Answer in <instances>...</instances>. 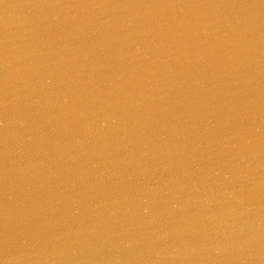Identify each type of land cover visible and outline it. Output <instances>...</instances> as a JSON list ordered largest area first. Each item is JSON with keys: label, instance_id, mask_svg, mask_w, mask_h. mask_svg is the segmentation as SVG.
I'll list each match as a JSON object with an SVG mask.
<instances>
[{"label": "water", "instance_id": "water-1", "mask_svg": "<svg viewBox=\"0 0 264 264\" xmlns=\"http://www.w3.org/2000/svg\"><path fill=\"white\" fill-rule=\"evenodd\" d=\"M0 264H264V0H0Z\"/></svg>", "mask_w": 264, "mask_h": 264}]
</instances>
